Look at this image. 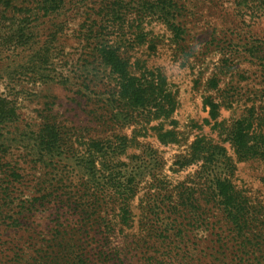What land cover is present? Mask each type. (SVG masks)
Here are the masks:
<instances>
[{
    "label": "trees",
    "instance_id": "16d2710c",
    "mask_svg": "<svg viewBox=\"0 0 264 264\" xmlns=\"http://www.w3.org/2000/svg\"><path fill=\"white\" fill-rule=\"evenodd\" d=\"M79 3H83V9L78 7ZM133 5L141 8L136 10L138 14L142 10L143 17H156L171 30L178 31L176 20L181 7L177 0H139L137 3L127 0H0V75L10 73L14 77V74L24 73L36 79H41L43 73L53 75L57 69L56 58L60 60L65 46L69 45L75 47L78 56L74 54L71 58L75 73L81 78L87 75L81 89H89L92 78L89 84L87 79L92 75L90 67L94 63L116 75L121 88L117 94L112 93L111 98L101 101L100 111L92 103L82 108L89 122L96 123V133L81 144L83 147H74L62 125L56 122L52 109L40 110L38 130H32L27 138L34 142L32 147L37 154H33L38 157L35 161H40L46 169L72 166L71 179L77 184L67 199L59 200L61 208L68 210L60 215L63 218L58 222L69 217L73 205L78 210V221L70 229V225L62 223L47 240L53 243L51 251L44 252L34 264H252L254 261L260 264L257 254L262 248L258 238L264 233L257 234L255 240L249 237L253 218L248 210V198L233 182L237 165L225 148L203 139L192 144L183 160L187 162L190 156L189 162L202 161L200 177L204 187L180 186L169 203L163 204L160 199L158 205L150 208L147 215L151 226L148 235L142 238L144 244L136 241L139 251L135 254L114 244L112 236L116 226H130L133 221L132 202L147 175L137 167L141 155H133L131 162L123 160L122 156L135 143L144 147L149 158L159 159L154 148L140 144L124 129L131 123L139 124L134 117L148 118V122L151 118L168 120L177 108L176 96L168 89L166 76L159 69H148L144 61L140 76L131 73L125 54L134 43L126 37V29L131 30L127 27L130 18L127 11ZM69 10L75 11L74 15L82 20L78 28L71 29L70 36L64 21ZM143 29L141 23L136 26V40L140 42L145 39ZM59 30L65 38L56 43ZM258 48L261 47L253 46L257 51L251 55L260 59L262 49ZM15 62L17 65L12 68ZM50 74L46 77H51ZM60 75L55 74L52 79L55 81ZM204 104L216 119L222 104L212 96L205 97ZM263 119L252 106L230 127L233 146L241 159L264 161V133L257 130L256 122ZM18 120L15 102L7 94H0V126L6 127ZM169 134L165 132V136ZM0 153V209L5 210L11 209L10 201L17 192L21 193L25 181L23 174V180L20 179L17 166L7 164L3 169L8 153ZM34 193L32 197L27 195L31 206L48 204V194L35 196ZM200 202H204L203 214L217 217L209 222L211 235L206 240L193 234V221L197 220L188 211L200 207ZM87 237H91L93 243L86 240Z\"/></svg>",
    "mask_w": 264,
    "mask_h": 264
},
{
    "label": "rangeland",
    "instance_id": "374dc122",
    "mask_svg": "<svg viewBox=\"0 0 264 264\" xmlns=\"http://www.w3.org/2000/svg\"><path fill=\"white\" fill-rule=\"evenodd\" d=\"M127 1L137 3L139 0ZM177 1L181 7L176 20L178 31L171 30L156 17H143L140 15L142 10L138 14L136 9H141L138 5L129 6L127 11L130 16L127 27L131 30L126 29V37L130 43L134 42L125 54L131 64V73L140 76L144 61L148 69H159L166 76L167 87L177 100V108L170 119L151 118L148 122V118L134 117L139 124L131 123L124 129L140 144L154 148L159 156L158 160L149 158L144 147L135 143L122 156L123 160L131 162L133 155H141L138 159L141 166L134 164L147 174L140 193L132 202V223L130 226L117 225L112 236L115 245L132 254L139 251L136 241L143 243L142 238L148 235L151 222L147 213L150 208L158 205L160 199L163 204L169 203L180 186L204 187L200 177L202 161L189 162L190 156L187 162L183 160L197 139L225 148L227 155L234 160L237 170L233 182L248 198L247 206L253 218L249 237L255 240L257 234L264 233V161L241 159L230 135V127L250 107L255 106L258 114L264 117V0ZM78 7L83 9V3ZM74 12L69 10L64 19L69 36L71 29L82 23ZM140 23L145 27L144 42L136 40V26ZM62 37L65 38L64 33L59 30L56 43H61ZM67 43L72 44L70 41ZM256 45L262 49L260 59L251 55L257 51L252 49ZM75 52V47L65 46L63 56L60 60L56 58V71L53 75L43 73L41 79L24 73L14 74V77L10 73L0 75V94H7L19 111L17 123L0 126V151L8 153L3 169L7 164L17 166L20 179L23 180V174L25 181L21 193L17 192L11 199V209H0V264H34L44 252L51 251L53 243L47 240L63 226L62 223L70 225V229L78 221V210L73 205L69 217L58 222L63 218L60 215L68 210L67 207L61 208L59 200L67 199L77 184L71 179L72 166L46 169L40 161H35L38 157L34 156L37 154L32 147L34 142L27 138L32 130H38L40 110L46 107L52 109L56 122L62 125L74 147H81L96 133V123L89 122L82 108L92 103L100 111L101 101L121 90L117 76L98 63L90 67L92 75L89 74L87 83L91 78L92 82L89 89H81L87 75L81 78L75 73L71 59ZM15 65L17 62L12 68ZM2 68L11 69L7 66ZM48 74L51 77H46ZM55 74L61 75L54 81ZM86 90L93 92L89 94ZM207 96L222 104L216 119L211 117L209 107L204 104ZM256 122L257 130L264 133V119ZM165 132L170 134L165 136ZM179 161H184V164H179ZM15 183L19 184L18 181ZM39 190L42 193H37ZM33 192L35 196L48 194V204L31 206L27 195L32 197ZM203 203L188 211L197 220L193 221V234L206 240L211 235L209 222L217 217L211 213L208 214L210 218L203 214ZM91 237L86 240L92 242ZM258 241L262 248L257 254L258 262L264 264V236Z\"/></svg>",
    "mask_w": 264,
    "mask_h": 264
}]
</instances>
